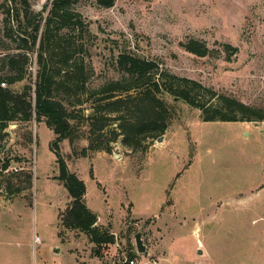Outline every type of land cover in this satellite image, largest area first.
Returning <instances> with one entry per match:
<instances>
[{"label":"rangeland","instance_id":"rangeland-1","mask_svg":"<svg viewBox=\"0 0 264 264\" xmlns=\"http://www.w3.org/2000/svg\"><path fill=\"white\" fill-rule=\"evenodd\" d=\"M52 2L23 4L33 25L42 20L39 40ZM71 11L82 25L61 27L56 44L83 47L76 58L87 63L93 90L125 79L117 60L131 52L169 76L264 107V0H114L110 7L74 0ZM16 12L0 0V75L11 70L5 55H17L12 73L24 79L13 89L21 91L37 79L39 44L17 50L6 36L17 33ZM191 39L208 54L186 51L181 42ZM227 44L235 49L230 60ZM169 76L166 82L178 83ZM187 86L197 100L219 107L206 90ZM86 98L76 105L79 95L72 97L74 137L57 146L55 132L35 117L0 129V264H124L125 257L138 264H264V120L204 121L201 109L165 93L163 139L132 149L123 136L110 141L119 122L92 128L86 115L95 98ZM105 145L110 149L99 148ZM60 157L84 181L98 226L115 235L103 256L87 235L62 226L71 198L59 178ZM138 232L145 253L137 250Z\"/></svg>","mask_w":264,"mask_h":264},{"label":"trees","instance_id":"trees-1","mask_svg":"<svg viewBox=\"0 0 264 264\" xmlns=\"http://www.w3.org/2000/svg\"><path fill=\"white\" fill-rule=\"evenodd\" d=\"M18 1L23 8L22 15L20 7L17 6ZM6 2L10 13L17 10L16 20H18L17 33H6V36L14 38L17 42V50L29 52L34 51L37 44L39 46L37 79L34 86L32 83L26 84L21 91L13 89L15 83L24 79L23 75L12 73L19 65L17 55H5L11 70L0 75L1 130L8 127L11 122L19 120L28 122L35 117L39 122L45 121L55 132L57 146V143L64 139H73L74 126L71 120L76 116L72 107L83 104L82 97L85 94L87 95L85 100L95 98L94 111L91 115H86V119L92 122V128L100 131L112 122H119L120 131L114 129L110 141L123 136V144L132 149H138L144 141L158 138L167 130L170 115L162 98L165 93L201 109L204 121L264 120V107H252L221 95L213 89L205 88L196 81L175 75L169 76L160 70V65L155 60L131 52L121 53L117 60L119 69L125 73V79L111 80L93 90L87 85L90 78L87 63L84 59L77 62L76 58V54L83 51V47L71 51L73 48L71 45L60 47L56 44L58 36L62 37V33L56 32L61 27H68L71 23L75 26L82 25L79 17L71 11L73 0H53L40 40L38 37L42 20L35 25L32 24L28 11L24 10L23 4H27V0H6ZM99 2L110 7L114 0H99ZM181 46L186 51L199 56H205L209 52L203 42L194 39L181 42ZM224 47L229 53L228 60H230V49L232 51L235 49L228 44ZM165 76L177 80L178 83L166 82ZM187 84L206 90L211 100L217 98L220 101L219 107L208 105L206 100H197L186 90ZM133 90L137 93L134 94ZM77 95L79 99L74 105L72 97ZM238 114H241V119H238ZM90 146L98 149L94 143ZM99 148L110 149L107 145ZM86 151L83 150L84 156ZM59 162L61 167L59 178L65 184L71 198L70 205L61 214L62 226L87 235L90 242L95 245L94 254L103 256L109 246L115 243V235L98 226L99 216L86 203L87 188L84 181L76 173L69 171L61 157Z\"/></svg>","mask_w":264,"mask_h":264},{"label":"water","instance_id":"water-1","mask_svg":"<svg viewBox=\"0 0 264 264\" xmlns=\"http://www.w3.org/2000/svg\"><path fill=\"white\" fill-rule=\"evenodd\" d=\"M162 139H163V137H159L158 138L159 141H161ZM135 243H136V247H137L138 252H140V253H145L146 252L147 248H146V245H145L144 240L142 238V233L141 232L136 233V235H135ZM55 251H58V249L55 250Z\"/></svg>","mask_w":264,"mask_h":264},{"label":"built area","instance_id":"built-area-1","mask_svg":"<svg viewBox=\"0 0 264 264\" xmlns=\"http://www.w3.org/2000/svg\"><path fill=\"white\" fill-rule=\"evenodd\" d=\"M124 264H138L137 261L133 258V259H129L128 257H125Z\"/></svg>","mask_w":264,"mask_h":264}]
</instances>
